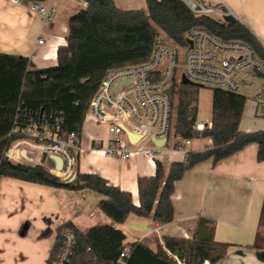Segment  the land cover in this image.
I'll use <instances>...</instances> for the list:
<instances>
[{
	"label": "trees",
	"instance_id": "trees-1",
	"mask_svg": "<svg viewBox=\"0 0 264 264\" xmlns=\"http://www.w3.org/2000/svg\"><path fill=\"white\" fill-rule=\"evenodd\" d=\"M78 1L86 8L70 19L66 44L57 49L55 67L32 71L27 58L0 53V178L71 192L92 191L104 198L98 209L116 224H123L134 215L168 225L174 217V185L188 170L210 160L215 166L250 145L257 146V162H264V130H239L246 99L220 90H212L211 129L202 134L211 140V146L201 152H188L185 160L173 163L167 174L162 164L156 162L155 175L137 181L138 207L132 203L130 193L108 185L95 174H81L77 167L74 180L65 183L42 168L44 156H39L36 167L8 162L4 154L18 139L10 136L12 131L27 128L41 116L51 122L60 121L59 137L80 136L90 101L105 73L146 62L158 35L183 48L186 34L201 28L223 41L248 44L264 62V48L245 26L234 20L222 24L207 15L195 16L182 0H145L146 9L139 11H121L113 0ZM198 91L199 87L191 85L178 87L174 130L183 140L193 138L191 127L196 122ZM54 174L59 176L58 172ZM214 229L212 221L199 219L191 239L164 236L163 246L156 252L134 242L127 246L128 254L121 260L120 254L126 247L121 231L96 225L83 234L71 223H65L56 229L47 264L60 254L61 235L66 230L75 234L67 264H217L230 245L215 242ZM263 238L258 232L254 248H264Z\"/></svg>",
	"mask_w": 264,
	"mask_h": 264
},
{
	"label": "crops",
	"instance_id": "crops-1",
	"mask_svg": "<svg viewBox=\"0 0 264 264\" xmlns=\"http://www.w3.org/2000/svg\"><path fill=\"white\" fill-rule=\"evenodd\" d=\"M200 1L207 6L223 5L264 48V0ZM113 2L121 11L146 9L145 0ZM33 4L53 7L54 18L45 22L40 14L31 11ZM85 8L78 0H20L18 4L0 0V53L27 58L32 71L55 67L57 49L66 44L70 19ZM39 36L43 45L37 43ZM245 91L248 93L241 94L246 102L239 130L262 131L264 118L259 117L253 101L255 90ZM79 137L83 153L77 161L78 171L95 174L108 185L130 193L132 203L138 207L137 181L153 177L155 164L141 156L128 161L104 156L100 148L107 145V128L96 124L87 114ZM195 138L198 137L190 139L191 143ZM205 140L202 150L166 152L160 162L165 174L173 163L183 162L188 152L210 147L211 140ZM256 156L257 146L250 145L215 166L210 160L188 170L174 185V217L168 225L134 215L123 224H116L98 209L104 198L92 191L71 192L0 178V264H47L56 229L65 223H71L83 234L96 225L112 226L124 234L126 247L139 242L156 252L163 246L164 236L191 239L199 219L214 223L215 242L230 245L217 264H264V248L253 246L260 233V222L264 221V162H257ZM157 226L159 234L154 233Z\"/></svg>",
	"mask_w": 264,
	"mask_h": 264
},
{
	"label": "built area",
	"instance_id": "built-area-1",
	"mask_svg": "<svg viewBox=\"0 0 264 264\" xmlns=\"http://www.w3.org/2000/svg\"><path fill=\"white\" fill-rule=\"evenodd\" d=\"M10 1L14 4L20 2ZM182 1L195 16H209L215 11L227 15L220 8L212 10L204 7L200 0ZM30 9L40 14L45 22H50L55 16L53 7L43 8L33 4ZM37 43L43 45L42 36H39ZM182 77L191 86L232 95H241L243 89L255 90L253 101L259 117L264 118V62L248 44L223 41L201 28L191 29L186 34L183 48L158 35L146 62L108 70L90 101L87 115L96 124L106 126L109 135L107 145L100 148L102 154L122 161L141 156L155 164L161 162L169 150L180 151L189 146L191 140H183L174 131L176 102L173 98L177 95ZM167 89H170L169 97L166 95ZM59 122L58 119L51 122L41 116L27 128L14 129L10 136L18 139L6 150V160L13 165L36 167L39 156H44L42 168L54 173L58 171L49 158L55 156L63 164L58 174H67L66 178L58 179L68 180L75 174L83 149L80 137L76 134L65 138L58 136ZM210 129L211 124L195 123L191 127L193 136L198 138ZM130 136L137 139L131 141ZM19 142L24 144L16 145ZM154 142H162V145L156 146ZM22 151L30 159L22 157ZM159 232L157 226L154 233ZM61 238L60 254L51 264H67L72 255L74 232L66 230ZM128 251L129 247H125L120 254L121 260Z\"/></svg>",
	"mask_w": 264,
	"mask_h": 264
},
{
	"label": "rangeland",
	"instance_id": "rangeland-1",
	"mask_svg": "<svg viewBox=\"0 0 264 264\" xmlns=\"http://www.w3.org/2000/svg\"><path fill=\"white\" fill-rule=\"evenodd\" d=\"M202 3V2H201ZM202 5L206 8H210L212 10H217L218 8L222 9L224 12H226L227 15H224L219 12H213L208 14L213 20L226 24L227 17H230L232 20L235 21L233 16L230 14V12L223 6V5H215V6H207L202 3ZM177 85H179V82H177ZM180 86V85H179ZM248 93V91H245L244 89L241 90V94L244 96V94ZM174 103L176 102V94L173 98ZM211 107H212V90L207 88H199L198 91V100H197V111L195 116V121L202 125H207L211 121ZM89 126L87 127L88 130ZM206 140L205 139H198L195 138L191 145L185 147L187 151H190V149L202 150L204 147ZM24 144V142H19L16 145ZM46 160V159H45ZM260 237H264V227L260 228ZM264 239V238H263Z\"/></svg>",
	"mask_w": 264,
	"mask_h": 264
},
{
	"label": "water",
	"instance_id": "water-1",
	"mask_svg": "<svg viewBox=\"0 0 264 264\" xmlns=\"http://www.w3.org/2000/svg\"><path fill=\"white\" fill-rule=\"evenodd\" d=\"M231 20H232V19H231L230 17H227L226 22H227V23H230ZM189 45H190V43H189ZM181 83H182L183 85H191V84H190V83H189L184 77H182V79H181ZM120 85H121V84H119V86H120ZM166 95H167L168 97L170 96V89H167V90H166ZM129 138H130L131 141H135V140L137 139V138L132 137V136H130ZM154 143H155L156 146H161V143H162V142H161V143H156V142H154ZM21 156L24 157V158H26V159H30V158L26 155V152H25V151H22V152H21ZM49 159L52 160V162L54 163L56 171L60 172V171L62 170V168H63L62 160H61L60 158H58V157H55V156H51ZM74 178H75V175H72L68 180H65V181H62V182L70 183V182H72V181L74 180Z\"/></svg>",
	"mask_w": 264,
	"mask_h": 264
},
{
	"label": "bare ground",
	"instance_id": "bare-ground-1",
	"mask_svg": "<svg viewBox=\"0 0 264 264\" xmlns=\"http://www.w3.org/2000/svg\"><path fill=\"white\" fill-rule=\"evenodd\" d=\"M47 172H48L49 174H51V175H53V176L57 177V178H66V177H67V174H64V175H63V174H62V175H61V174H59V176H56V175H55L53 172L51 173V172H50V171H48V170H47Z\"/></svg>",
	"mask_w": 264,
	"mask_h": 264
}]
</instances>
